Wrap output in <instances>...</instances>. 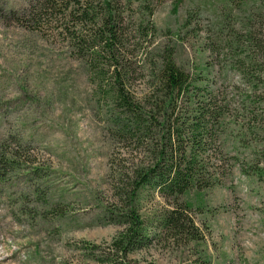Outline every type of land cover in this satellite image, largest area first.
Returning <instances> with one entry per match:
<instances>
[{
  "label": "rangeland",
  "instance_id": "1",
  "mask_svg": "<svg viewBox=\"0 0 264 264\" xmlns=\"http://www.w3.org/2000/svg\"><path fill=\"white\" fill-rule=\"evenodd\" d=\"M176 1L148 0V16L134 0H117L126 47L116 68L127 72L126 90L148 94L160 59L172 54L191 79L204 78L194 94L228 101L229 121L257 126L261 109H238L246 93L234 89L232 64L244 55L264 62V0H180L173 12ZM72 10L67 0H0V264H264V178L241 171L253 157L231 138L223 155L212 150L215 183L177 199L200 239L164 234L116 256L124 227L109 219L115 188L144 153L117 135L107 94L115 67L74 46L71 34L87 36L91 24ZM148 21L153 30H141ZM174 202L142 190L136 208L154 230Z\"/></svg>",
  "mask_w": 264,
  "mask_h": 264
},
{
  "label": "trees",
  "instance_id": "2",
  "mask_svg": "<svg viewBox=\"0 0 264 264\" xmlns=\"http://www.w3.org/2000/svg\"><path fill=\"white\" fill-rule=\"evenodd\" d=\"M67 1L79 23L91 24L87 36L71 34L74 46L78 51L89 53L93 62L108 59L115 67L107 94L117 135L121 142L139 145L136 149L140 148L144 153V158H135L129 172L120 175L115 188L117 210L109 211V219L116 215L113 221L124 229L113 239L112 249L116 256L125 259L127 254L151 245L164 234L198 241V229L187 214L190 208L188 205L179 206L177 199L191 189L203 190L215 183L212 178L218 166L212 150L220 147L223 155L221 147L228 138H231L235 151L241 147L253 157L248 170L241 171L249 177L263 179L264 121L257 126L251 122L239 124L237 116L229 121L230 114L226 111L229 102L219 104L216 95L194 94L193 90L199 89L196 83H204V78L191 79L177 66L172 54L160 59L148 94L142 97L130 94L124 85L127 72L119 66L116 68L126 47L117 0H98V10L92 5L86 6V0ZM134 1L148 16L152 15L145 6L148 0ZM179 2L177 0L173 5V12H176ZM39 19L40 16L37 21ZM185 25H188V20ZM148 28L153 30L149 21L145 27L140 26L141 30ZM263 64V60L259 62L248 55L240 56L232 64L239 80L234 89L239 91L243 87L246 93L238 97V109L244 112L251 108V114H254V109H261L257 114L260 117L264 115ZM197 95L202 98H196ZM142 190L156 191L161 197L175 201L173 208L164 210L155 220L154 230L150 229L152 222L143 219L136 208ZM100 263L124 264L120 259L112 262L104 259Z\"/></svg>",
  "mask_w": 264,
  "mask_h": 264
}]
</instances>
